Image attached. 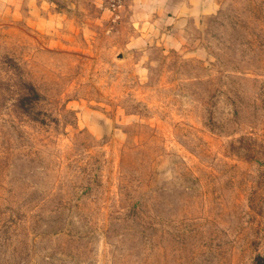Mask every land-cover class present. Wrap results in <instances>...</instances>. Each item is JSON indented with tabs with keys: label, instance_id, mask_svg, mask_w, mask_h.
<instances>
[{
	"label": "rangeland",
	"instance_id": "374dc122",
	"mask_svg": "<svg viewBox=\"0 0 264 264\" xmlns=\"http://www.w3.org/2000/svg\"><path fill=\"white\" fill-rule=\"evenodd\" d=\"M0 264H264V0H0Z\"/></svg>",
	"mask_w": 264,
	"mask_h": 264
}]
</instances>
